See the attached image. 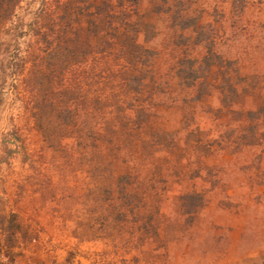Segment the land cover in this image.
<instances>
[{
    "label": "trees",
    "instance_id": "16d2710c",
    "mask_svg": "<svg viewBox=\"0 0 264 264\" xmlns=\"http://www.w3.org/2000/svg\"><path fill=\"white\" fill-rule=\"evenodd\" d=\"M24 1L0 0V59L41 143L35 194L68 205L70 237L102 247L93 264H168L207 204L195 182L217 183L206 159H262L264 73L227 59L189 0H37L29 24L6 29ZM49 163L68 176L66 195L38 175ZM35 240L18 215L0 216V262Z\"/></svg>",
    "mask_w": 264,
    "mask_h": 264
},
{
    "label": "rangeland",
    "instance_id": "374dc122",
    "mask_svg": "<svg viewBox=\"0 0 264 264\" xmlns=\"http://www.w3.org/2000/svg\"><path fill=\"white\" fill-rule=\"evenodd\" d=\"M189 1L190 11L202 14L216 29L219 51L227 59L236 60L245 73H264V0H244L238 11L232 9V0ZM36 3L24 1L6 29L29 24ZM159 26L167 29L165 22ZM7 67V61L0 59V216L15 213L36 239L21 246V257L13 264H67L70 252L76 257L70 264H93L102 247L73 240L72 224L62 220L68 205L41 203L29 182L33 176L30 163L36 162L41 143L19 115L13 78L5 77ZM199 122L201 127H211L206 116ZM176 124L170 119V125ZM258 155L221 154L206 159L207 166H214L217 183L211 188L209 183L195 182L197 190H208L207 204L194 225L169 244L168 264H264V155L261 160ZM49 164L38 175L66 195L62 187L68 176ZM163 212L170 215L172 210L166 207Z\"/></svg>",
    "mask_w": 264,
    "mask_h": 264
},
{
    "label": "crops",
    "instance_id": "0c3cea01",
    "mask_svg": "<svg viewBox=\"0 0 264 264\" xmlns=\"http://www.w3.org/2000/svg\"><path fill=\"white\" fill-rule=\"evenodd\" d=\"M91 264V263H90Z\"/></svg>",
    "mask_w": 264,
    "mask_h": 264
}]
</instances>
